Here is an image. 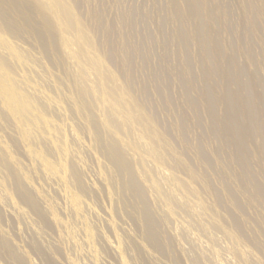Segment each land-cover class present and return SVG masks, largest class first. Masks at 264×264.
<instances>
[{
	"label": "rangeland",
	"instance_id": "1",
	"mask_svg": "<svg viewBox=\"0 0 264 264\" xmlns=\"http://www.w3.org/2000/svg\"><path fill=\"white\" fill-rule=\"evenodd\" d=\"M26 2L49 20L54 53L0 25V264H264L259 0Z\"/></svg>",
	"mask_w": 264,
	"mask_h": 264
},
{
	"label": "bare ground",
	"instance_id": "2",
	"mask_svg": "<svg viewBox=\"0 0 264 264\" xmlns=\"http://www.w3.org/2000/svg\"><path fill=\"white\" fill-rule=\"evenodd\" d=\"M257 6H261V12L263 15H261L260 17H264V0H259V4ZM127 9H125L126 11ZM124 11V13H125ZM132 11V10H131ZM10 12H15L16 15H18L20 17V20H15L13 19L11 16H10ZM123 13V14H124ZM128 13V10L127 12ZM13 14V13H12ZM132 14L133 16V12L130 13ZM15 15V17H16ZM125 15V14H124ZM127 15V14H126ZM14 16V14L12 15ZM14 17V18H15ZM34 17H37L36 18V21L38 20V24L34 23L32 21V19ZM126 17H129V16H126ZM125 17V18H126ZM133 18V17H132ZM131 18V19H132ZM0 19L2 20L3 23H0L3 24V26L6 28V29H9L11 30L13 33L15 34H22V33H26L27 35L31 36L33 39H35L38 44H40L42 46V49L45 51V52H49V53H54V45H53V38H52V32H51V25H50V22L49 20L46 18L44 12L42 9L34 6L32 3H28L26 2V0H0ZM127 19V18H126ZM261 19V18H260ZM0 20V21H1ZM262 20V19H261ZM263 22V21H262ZM128 23H131V22H128ZM131 25V24H130ZM129 25V26H130ZM3 27V28H4ZM4 28V29H5ZM133 28V27H132ZM130 31H132V29H129ZM129 30L128 33L130 32ZM110 32L109 33H106L105 35L109 36ZM129 35V34H128ZM260 35V34H258ZM23 36V35H22ZM134 36V35H133ZM261 36V35H260ZM31 38V39H32ZM132 38V37H131ZM133 39V38H132ZM131 39V40H132ZM135 39V38H134ZM34 40V41H35ZM35 41V42H36ZM135 41V40H134ZM136 44V43H135ZM134 44V45H135ZM39 45V46H40ZM138 46V45H137ZM136 47V45H135ZM131 48V47H130ZM134 48V47H133ZM132 49V48H131ZM134 50V49H133ZM137 50V49H136ZM135 50V52H136ZM138 52H139V49H138ZM43 53V52H42ZM132 54L134 55V53H131L130 51V54H122V58L124 59V66L126 68L127 71H131L132 68H131V62H130V55L132 56ZM137 54H135L134 56H136ZM140 55V54H139ZM138 55V56H139ZM141 57V56H140ZM57 60V59H56ZM160 85V84H159ZM247 86V85H246ZM142 87V86H141ZM159 88V86H157ZM156 87V88H157ZM162 87H165L164 85ZM157 88V89H158ZM143 90V92H145L144 90L146 89V87L144 88H141ZM160 89H162L160 87ZM248 89V87H247ZM163 90V89H162ZM157 92V90H156ZM161 91H159L160 93ZM164 92V91H162ZM161 92V93H162ZM166 92V91H165ZM164 92V93H165ZM158 93V94H159ZM162 93V95L164 94ZM146 94V93H145ZM164 96V95H163ZM187 100L189 102V106L191 107V109H193V111H198L197 109V105L196 103L194 102L193 99H190V98H187L186 99V103H187ZM188 105V103H187ZM207 105H208V112L209 114L211 115L214 111V105L211 103V102H207ZM195 112V113H196ZM192 113V112H191ZM194 114V113H193ZM174 115V114H173ZM196 117V116H195ZM178 121V120H176ZM179 123V127L184 130V126L183 124H180V121L178 122ZM182 123V122H181ZM174 124V123H173ZM197 124V122H196ZM208 124V123H207ZM198 125V124H197ZM171 126V125H170ZM178 126V125H177ZM178 128V127H177ZM212 128V127H211ZM214 128V127H213ZM220 128V127H219ZM218 128V129H219ZM198 129V128H197ZM216 129V128H215ZM199 130V129H198ZM211 130V129H210ZM213 130V129H212ZM217 130V129H216ZM168 131V130H167ZM215 131V130H213ZM171 132V131H170ZM174 132V131H173ZM176 132V131H175ZM210 132V131H209ZM228 130L225 126H221V134H224L226 136ZM172 133V132H171ZM188 133V132H187ZM217 133V131H216ZM182 134V133H181ZM212 134V132H210V135ZM213 135V134H212ZM179 136V135H178ZM218 136H219V132H218ZM223 136V135H222ZM217 137V136H216ZM214 138V136L212 137V139ZM224 138V137H223ZM222 138V139H223ZM184 139V138H183ZM216 139V138H214ZM219 139V138H218ZM217 139V140H218ZM186 141V140H185ZM184 142V141H183ZM185 144V143H184ZM195 144V143H193ZM194 146V145H192ZM197 146V145H196ZM237 148L241 149V143L239 141H237ZM242 150V149H241ZM243 152V150H242ZM196 153V152H195ZM197 153L199 155V158L204 162H208L206 161V155L204 154L203 150L200 148V147H197ZM108 154L110 155V157L112 158L113 161H116V164L118 165V167L120 168V170L124 173L125 175V181H124V189L126 192L130 193L131 196H133L136 200V204H135V208L137 209L138 211V216H140L139 219H142V221L145 222V234H146V237L147 239L150 241V243H154L157 245V238H156V234H155V228H153V224H154V220L151 216V214L148 212V210L146 209V206L144 204V201L141 197V189H139V187L135 184L133 178H131L132 176H130V168H129V165L126 161H124L120 155H119V152H117L116 150L114 149H110L108 148ZM198 158V157H196ZM198 159V161L200 160ZM208 159V158H207ZM239 160V159H238ZM201 162V161H199ZM201 162V164L203 163ZM241 162V161H240ZM208 164H206L207 166ZM205 166V167H206ZM209 166V165H208ZM239 167V166H238ZM77 172V171H76ZM224 172V171H223ZM215 173V172H214ZM79 175V174H78ZM218 175V174H217ZM225 175V174H224ZM80 176V175H79ZM77 177L78 180L80 177ZM209 176V175H208ZM76 177V175H75ZM230 177V175H229ZM73 178V177H72ZM210 178V177H209ZM221 179V178H220ZM225 179V178H224ZM230 179V178H229ZM77 180V179H76ZM77 180V181H78ZM76 181V182H77ZM230 181V180H229ZM235 181V180H234ZM75 182V183H76ZM80 182V181H79ZM79 184V183H78ZM242 185V184H241ZM244 187V186H243ZM255 192L260 196V198L262 197V199H264V186L260 185V184H255ZM20 192H21V195L23 196L25 202L27 204H29L30 206H32V208L36 211H39V208L35 202V200L33 199V197L30 195V193H28L25 189H23V187L20 185ZM240 190V189H239ZM243 190V189H242ZM214 193L216 194L215 190H213ZM230 193L231 191H228L227 190V193ZM248 192V191H247ZM234 194V193H232ZM243 194V193H242ZM129 195V194H128ZM143 195V194H142ZM227 195V194H226ZM248 195V194H247ZM253 196L255 194H252ZM233 196V195H232ZM231 195H229V200L231 199L232 201V204L234 203L235 206H237L238 204H240V202L237 204V200H236V203H235V200L233 199L234 197H232ZM257 197V196H256ZM226 198H228L226 196ZM141 199V200H140ZM237 199V198H236ZM251 200V199H250ZM249 200V201H250ZM255 200V198H254ZM257 200V199H256ZM224 201V200H223ZM229 201V202H231ZM239 201V200H238ZM139 203V204H138ZM146 203V202H145ZM251 203V202H250ZM258 203V201H257ZM231 204V205H232ZM252 204V203H251ZM254 204V203H253ZM228 205V204H226ZM242 206V204H240ZM134 206V205H133ZM254 206V205H253ZM148 207V206H147ZM239 207V206H237ZM134 208V209H135ZM240 208H243V207H240ZM244 210V209H243ZM136 211V210H134ZM238 211V210H237ZM239 211L242 212L241 209H239ZM238 211V212H239ZM246 211V210H245ZM136 214V213H134ZM137 215V214H136ZM238 220V219H237ZM234 219V223L237 227L241 228L242 226H240L239 224V220L237 221ZM242 223V222H241ZM157 224V223H156ZM158 230V229H157ZM160 243V242H159ZM4 247L6 248H9V244L7 242H3L2 243ZM162 244V243H161ZM155 245V246H156ZM159 248V245L157 246ZM107 251V250H106ZM109 251V250H108ZM165 252V251H164ZM107 254V253H106ZM110 258V256H109ZM109 264V263H108Z\"/></svg>",
	"mask_w": 264,
	"mask_h": 264
}]
</instances>
